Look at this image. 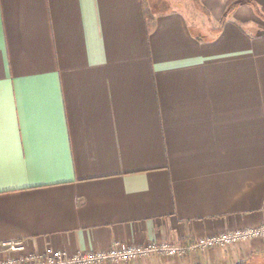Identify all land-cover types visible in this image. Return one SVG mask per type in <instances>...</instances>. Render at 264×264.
Returning <instances> with one entry per match:
<instances>
[{
	"label": "crops",
	"instance_id": "0c3cea01",
	"mask_svg": "<svg viewBox=\"0 0 264 264\" xmlns=\"http://www.w3.org/2000/svg\"><path fill=\"white\" fill-rule=\"evenodd\" d=\"M263 224L264 0H0V246ZM198 263L264 264V239L108 264Z\"/></svg>",
	"mask_w": 264,
	"mask_h": 264
},
{
	"label": "built area",
	"instance_id": "2783aa9c",
	"mask_svg": "<svg viewBox=\"0 0 264 264\" xmlns=\"http://www.w3.org/2000/svg\"><path fill=\"white\" fill-rule=\"evenodd\" d=\"M252 239H264V224L260 227L242 228L198 237L177 243L153 242L145 247L116 245L104 252H83L74 255L47 247L43 252L24 254L23 242H8L0 246L3 257L0 264H108L134 262L144 257L163 255L183 257L195 251H206L215 247L235 245Z\"/></svg>",
	"mask_w": 264,
	"mask_h": 264
},
{
	"label": "trees",
	"instance_id": "16d2710c",
	"mask_svg": "<svg viewBox=\"0 0 264 264\" xmlns=\"http://www.w3.org/2000/svg\"><path fill=\"white\" fill-rule=\"evenodd\" d=\"M196 2H197V4H199L200 0H196ZM204 13H206V15L209 16V13H208L206 10H204ZM222 23H223V22H222ZM198 264H199V263H198Z\"/></svg>",
	"mask_w": 264,
	"mask_h": 264
}]
</instances>
